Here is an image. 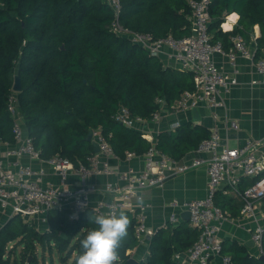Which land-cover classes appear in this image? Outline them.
<instances>
[{
	"label": "trees",
	"instance_id": "16d2710c",
	"mask_svg": "<svg viewBox=\"0 0 264 264\" xmlns=\"http://www.w3.org/2000/svg\"><path fill=\"white\" fill-rule=\"evenodd\" d=\"M120 1L119 19L130 29L156 37H183L192 31L190 0ZM209 12L213 42L220 41L225 48L229 36L242 35L247 42H257L256 58L264 56V0H211ZM232 12L240 15L238 24L232 31H223L221 24ZM115 14L108 0H0V140H14L8 100L14 76L20 74V110L44 158L60 153L76 165L86 161L95 153L87 135L99 127L121 157L128 150L137 154L148 150L151 144L140 131L115 120L119 106L126 105L133 114L150 120L161 107L157 99L171 106L185 90L194 89L193 72L167 65L117 34L111 28ZM256 25L261 30L258 38H254ZM210 133L204 126L181 124L176 132H161L157 147L180 158ZM244 178L247 182L241 191L254 181ZM218 193L216 202L224 210L228 195ZM89 214H94L90 208L78 219H71L69 209H54L45 230L17 216L6 219L0 227V264H17L12 259L18 245H22L23 264H38L39 245L51 251L55 246L62 264L78 248L76 259L80 241L97 227L89 223ZM125 214L131 225L119 249L120 264H126L131 257L127 252L138 245L136 217L131 212ZM170 227V232L161 228L155 233L148 257L139 264H188L173 257L188 250L199 231L186 220ZM79 232V240L69 248ZM223 247V253L231 255V264H264L235 239L223 240Z\"/></svg>",
	"mask_w": 264,
	"mask_h": 264
},
{
	"label": "built area",
	"instance_id": "2783aa9c",
	"mask_svg": "<svg viewBox=\"0 0 264 264\" xmlns=\"http://www.w3.org/2000/svg\"><path fill=\"white\" fill-rule=\"evenodd\" d=\"M210 1L190 0L193 10L190 34L183 37L172 34L156 37L151 32L135 31L124 26L119 19L121 1L108 0L116 11V18L111 23L113 31L129 38L150 55L161 58V54H165L166 62L192 71L194 79V89L185 90L171 106L163 99H157L161 107L152 114L150 120L140 114H133L126 105L119 106L114 115L115 120L125 127L140 131L151 145L143 153V169L129 167L118 173L119 182L105 183L103 191L110 196L108 200L93 202L92 193L99 188L91 181V177L113 174L111 158L122 157L117 154L103 129H92V138L98 142L100 151L87 156L86 161H80L78 165L60 153L44 158L25 126L19 91L12 88L8 110L13 119L14 140H0V213L8 218L22 215L24 221L36 228L45 226V230L49 227V213L54 209H69L71 219H78L89 208L95 215L131 212L136 217L135 237L138 244H145L152 240L157 230L148 225L147 209L150 204L145 201L144 190L163 186L171 176L204 167L208 177L205 195L183 201L175 198L170 204L174 209L169 218L171 225H178L183 221L181 213L189 211L190 225L199 231L193 245L185 252L175 253L174 260L188 264H231V255L223 253L224 239L221 235L228 216L216 202L217 193L220 190L228 192L229 189L242 200V218L255 221L251 239L256 253L252 255L258 258L264 256V205L257 206L258 202L264 204V140L248 138L238 146H230L223 142V134L215 127L211 129L210 136L199 143L195 155L186 159L176 158L160 150L157 147L158 137L149 130L150 125H159L164 109L187 113L202 103L213 110L226 108L227 103L221 93H229L239 83L238 56L255 62L261 79L253 80V83L264 84V56L256 58L257 44L250 48L242 35L233 37V45L228 50L220 41H212L209 32ZM230 21L231 14H227L222 28L226 29ZM217 55L228 56L233 64L231 72L222 69L216 60ZM225 123L227 129H235L239 125L237 120L227 118ZM172 125L176 129L180 122L176 121ZM125 155L128 159L139 156L129 150ZM25 158H29L30 162H38V165L26 162ZM48 167L57 176V183L44 181ZM71 175L76 176L77 184L71 181ZM246 176L254 178V181L241 191L240 184ZM127 253L132 252L129 250Z\"/></svg>",
	"mask_w": 264,
	"mask_h": 264
},
{
	"label": "crops",
	"instance_id": "0c3cea01",
	"mask_svg": "<svg viewBox=\"0 0 264 264\" xmlns=\"http://www.w3.org/2000/svg\"><path fill=\"white\" fill-rule=\"evenodd\" d=\"M229 14H231V21L226 24V29L222 28L223 31H232L238 24L240 15L237 12ZM260 34V27L256 25L254 27V38H258ZM236 35L229 36V40H226V42H229V45L226 46L225 49L228 50L232 47L233 37ZM247 43L250 48H253L255 44H257L254 39ZM216 60L226 72H231L233 70V64L228 56L217 55ZM165 63L173 66L172 62L165 61ZM236 63L239 69V83L234 86L229 93H221L227 103L226 108L221 107L213 110L205 103H202L197 107L199 119H194L192 110L187 113H177L172 109H164L163 118L159 125L154 124L149 126V130L152 134L159 137L161 132H176L177 128H173L172 124L179 121L180 125L189 123L192 127L204 126L210 131L212 128L217 127L223 134V142L230 146H238L244 143L248 138L264 140V84L258 82L253 83V80H260L261 75L257 72L256 65L254 64L255 62L243 56H238ZM226 118L237 120L239 122L238 127L235 129H227L225 123ZM196 148L187 150L180 158H192L195 155ZM138 155L139 156L130 159L126 158V155L122 157V159L111 158L110 162L111 168L114 170L113 174L93 175L91 177V181L99 188L97 192L92 193L91 198L93 202L109 199L110 196L103 191V187L107 182H119V172L129 167L143 169V154ZM25 161L34 163V166L38 165V162H30L29 158H25ZM47 170L48 174L45 176L44 181L57 183V176L49 167ZM70 179L77 184L75 175H71ZM207 181L206 169L200 167L188 170L179 175L171 176L163 186L146 188L144 190V197L145 201L150 204L147 209L148 225L157 231L162 228L170 232L171 227L169 218L174 212V209L170 205L172 200L177 198L183 201L185 199L204 196L206 193ZM246 182L247 180L244 178L240 184V188L244 187V183L246 184ZM229 190L228 192H219L223 195H228L229 199L227 206L224 208L228 217L227 220L224 221L221 235L224 240L235 239L239 243L246 245V243L251 240V231L255 226V221L242 218V200L234 191ZM260 205L263 207V202L257 203V206ZM150 242L149 240L145 244H138L136 247L132 248V256L140 261L145 260L149 255ZM247 247L250 254L256 253L255 245Z\"/></svg>",
	"mask_w": 264,
	"mask_h": 264
},
{
	"label": "clouds",
	"instance_id": "9594fccd",
	"mask_svg": "<svg viewBox=\"0 0 264 264\" xmlns=\"http://www.w3.org/2000/svg\"><path fill=\"white\" fill-rule=\"evenodd\" d=\"M88 220L97 227L89 230L80 241L81 251L74 264H120L119 249L129 235V216L123 211L89 214Z\"/></svg>",
	"mask_w": 264,
	"mask_h": 264
},
{
	"label": "rangeland",
	"instance_id": "374dc122",
	"mask_svg": "<svg viewBox=\"0 0 264 264\" xmlns=\"http://www.w3.org/2000/svg\"><path fill=\"white\" fill-rule=\"evenodd\" d=\"M165 54H161V58L165 60ZM231 191V190H229ZM54 212V211H53ZM52 212V213H53ZM6 219H8L7 215H3L0 213V227L4 225ZM18 220H24V217L22 215H17ZM45 226H41L40 228H37L39 230H44ZM82 235V232H79L72 240L70 247L72 248L75 246L76 242L79 240L78 238ZM21 249L22 245H18L16 249V254L14 255L12 261L15 262L17 261V264H23L22 258H21ZM78 252V248L75 249L74 254L68 258L67 262L65 264H73L74 259H75V254ZM37 256H38V264H62L61 261V255L58 252L57 248L53 246V249L47 247L44 249L41 245L38 246V251H37Z\"/></svg>",
	"mask_w": 264,
	"mask_h": 264
},
{
	"label": "water",
	"instance_id": "95a60500",
	"mask_svg": "<svg viewBox=\"0 0 264 264\" xmlns=\"http://www.w3.org/2000/svg\"><path fill=\"white\" fill-rule=\"evenodd\" d=\"M13 89L16 91H19V92L22 90V78H21L20 74H15V76H14ZM192 112H193L194 119H199L198 108L194 107L192 109ZM92 133H93L92 130H90L88 135H87V139L92 142L93 147H94V151L98 153L100 151V146H99L98 142H96L92 138ZM181 215H182L183 220L189 221V218H190V212L189 211H183L181 213ZM246 245L247 246H253L255 244H254L253 240L251 239L249 242L246 243ZM260 259L264 260V256H261ZM139 263H140V260L134 256H131L126 262V264H139Z\"/></svg>",
	"mask_w": 264,
	"mask_h": 264
}]
</instances>
